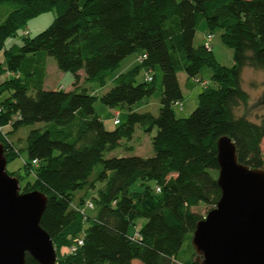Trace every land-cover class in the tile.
<instances>
[{
    "label": "trees",
    "instance_id": "1",
    "mask_svg": "<svg viewBox=\"0 0 264 264\" xmlns=\"http://www.w3.org/2000/svg\"><path fill=\"white\" fill-rule=\"evenodd\" d=\"M6 2L13 7L0 21V96L8 93L0 100V142L6 163L22 150L26 154L25 171L33 179L23 191L46 196L40 225L52 240L55 264H199L194 248L183 244L191 243L203 217L197 207L209 210L220 197L216 140L228 136L238 162L264 169V110L250 117L249 96L240 85L243 67L264 69V0H0V6ZM50 9L56 16L46 28L6 46L30 18ZM202 20L206 32L220 31L232 49L231 66L221 65L203 41L194 45ZM38 53L73 73L70 89L43 87L44 65L32 60ZM132 53L138 64L115 75L107 91L97 94L84 85L103 86ZM207 67L215 86L208 82L190 114L177 117L172 106L183 100L177 72L199 79ZM141 68L144 80L136 83ZM156 89V115L131 109ZM96 100L126 105L125 118L115 110L118 123L106 128ZM239 106L242 112L235 114ZM39 122L22 148L20 138H9ZM136 125L147 133L156 129L152 155L105 157L132 137ZM137 180L143 187L130 192ZM99 181L104 186L87 200ZM87 201L93 213L85 212ZM77 239L82 244L68 251ZM24 264L39 263L25 253Z\"/></svg>",
    "mask_w": 264,
    "mask_h": 264
},
{
    "label": "water",
    "instance_id": "2",
    "mask_svg": "<svg viewBox=\"0 0 264 264\" xmlns=\"http://www.w3.org/2000/svg\"><path fill=\"white\" fill-rule=\"evenodd\" d=\"M0 142V264H24L25 253L39 264H55L56 254L40 218L46 196L19 192L18 178L5 170ZM220 197L199 219L191 235L199 264H264V169L237 161L228 136L216 140Z\"/></svg>",
    "mask_w": 264,
    "mask_h": 264
},
{
    "label": "rangeland",
    "instance_id": "3",
    "mask_svg": "<svg viewBox=\"0 0 264 264\" xmlns=\"http://www.w3.org/2000/svg\"><path fill=\"white\" fill-rule=\"evenodd\" d=\"M12 5L10 3H3L0 6V15L2 13H7L12 9ZM56 16L55 9H50L45 12L38 14L35 17L30 18L27 21L26 27L19 30L15 36L9 37L8 39H13V42H21L23 33L26 32L27 36H33L37 32L46 28ZM204 28V21H200L197 26L194 38V45L199 43L201 38V32ZM211 48L212 53L215 59L224 66H231L233 64L232 59V49L225 46L221 41L220 31L212 32L211 38ZM137 54L132 53L125 57L119 65L113 69L110 74L106 77L105 84L103 86H99L97 84H84L87 87H92L97 89V94H102L107 91L112 86V78L120 72H124L127 69L133 67L137 63ZM50 60L53 64V68H47V75L45 76L44 88L52 89L54 87H58L57 85H61L63 89H69L72 87V83L74 81V75L70 71H62L56 67L55 60L53 57H50ZM54 70V71H53ZM145 69L141 68L137 76L135 77V82H142L145 76ZM211 69L209 67L204 68L201 73L197 76L199 79L208 80L209 86H215V83L210 79ZM177 76L179 79V83L181 88L183 89V100L181 101V108L178 105H173L172 109L177 117H186L190 114V112L197 105V96L198 93L202 91L203 86L200 85L199 82H196L193 78L186 77L183 71H178ZM240 85L243 90L248 93L249 100L247 104V111H249L250 117L252 119H257V115L261 114L264 110V105H261V102L264 99V69H254L251 67H243L241 71V80ZM59 86V87H61ZM8 93H3L0 96V100H2ZM93 107L96 113L103 120L112 119L114 117V111L118 112V119L123 120L127 113L126 105H118V106H107L101 103L99 100H96L93 104ZM159 108V90L156 89L154 92L148 96L144 97L137 102L131 105V109L137 112L149 111L153 115H156ZM243 107H236L234 112L235 114H240L242 112ZM42 123H35L33 125L24 126L19 129L15 134H10L9 138L12 141H16L17 138H20L18 142L19 147H23L25 135L27 131L32 127L40 126ZM156 129L154 128L151 132H144L140 126L136 125L135 130L130 139H122L120 144H118L111 151L104 152L105 157L109 156H122V155H141V156H149L152 155L153 151L151 148V138L154 135ZM132 147V149H129ZM26 160V154L22 150L19 156L12 158L5 165V170L13 174V176L18 178L19 183V192L23 191V185L26 182H31L33 179L32 173H27L24 167V161ZM148 184H152V182H147ZM104 186V182H97L93 188H90L86 193V199L91 200L94 195L97 194L98 190ZM143 185L141 181L137 180L129 187V191H139ZM92 202V201H91ZM85 212L93 213V209L84 208ZM197 210L203 214H206L208 210V206L201 205L197 207ZM141 219L136 221L135 226H130L129 232H133L134 229L141 223ZM191 243L184 242L183 248L191 249ZM193 247V246H192ZM64 248H60L59 251L63 252ZM181 255V254H180Z\"/></svg>",
    "mask_w": 264,
    "mask_h": 264
},
{
    "label": "crops",
    "instance_id": "4",
    "mask_svg": "<svg viewBox=\"0 0 264 264\" xmlns=\"http://www.w3.org/2000/svg\"><path fill=\"white\" fill-rule=\"evenodd\" d=\"M5 14L6 13H2V15H0V21L4 18V16H5ZM207 32H206V30L203 28V31L201 32V38H200V41H199V43H201L202 41H203V37H204V35L206 34ZM194 38H195V34H194ZM194 38H193V42H194ZM11 43H14L13 42V39H7L6 40V46L7 45H9V44H11ZM198 44V43H197ZM32 60L34 61V62H37L38 64H40L41 66L42 65H44V77H43V87H44V83H45V76L47 75V68L49 69H51V68H53V64H52V62H51V60H50V58H49V56H47V55H45V54H42V53H38V54H36V55H34L33 57H32ZM2 61H3V50H0V63H2ZM54 71V70H53ZM79 73H81V72H79ZM177 78H178V76H177ZM178 81H179V79H178ZM180 84V83H179ZM57 86H61V85H57ZM62 87V86H61ZM181 87V86H180ZM54 88H56V87H54ZM63 88V87H62ZM71 88V87H70ZM69 88V89H70ZM64 90H68V89H64ZM181 91L183 92V89L181 88ZM183 94V93H182ZM102 119V118H101ZM102 121H103V123H104V125L106 126V128H108V129H112L113 127H114V124L112 123V119H107V120H103L102 119Z\"/></svg>",
    "mask_w": 264,
    "mask_h": 264
},
{
    "label": "built area",
    "instance_id": "5",
    "mask_svg": "<svg viewBox=\"0 0 264 264\" xmlns=\"http://www.w3.org/2000/svg\"><path fill=\"white\" fill-rule=\"evenodd\" d=\"M23 33L26 34V32H24V31H23ZM211 38H212V34L208 33V32L203 37V46L206 49H210L211 48ZM144 56H145L144 54L139 56L138 57V61H141L144 58ZM6 75H11V73L10 72H6ZM145 79L149 80L150 77L146 75ZM194 80L196 82H199L200 85L203 86V87L208 85V81L207 80H199V79H196V78H194ZM174 104L178 105L179 108H181V102L180 101H175ZM116 116H117V112H116ZM112 123L113 124H117L118 123L117 117H115V119L112 120ZM156 190L159 191V187H156ZM85 205H86L87 208H90V209L93 208V203L91 201H87ZM135 235H137V232L135 233ZM81 244H82V240L81 239H77L75 241V244L68 248V251H73L75 249V245H81Z\"/></svg>",
    "mask_w": 264,
    "mask_h": 264
}]
</instances>
